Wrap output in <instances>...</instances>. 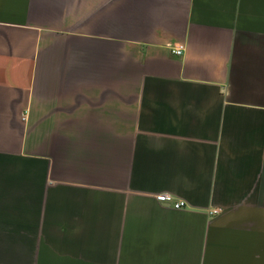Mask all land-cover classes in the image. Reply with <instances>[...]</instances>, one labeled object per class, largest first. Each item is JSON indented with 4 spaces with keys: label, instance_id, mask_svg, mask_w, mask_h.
Wrapping results in <instances>:
<instances>
[{
    "label": "crops",
    "instance_id": "obj_1",
    "mask_svg": "<svg viewBox=\"0 0 264 264\" xmlns=\"http://www.w3.org/2000/svg\"><path fill=\"white\" fill-rule=\"evenodd\" d=\"M0 264H264V0H0Z\"/></svg>",
    "mask_w": 264,
    "mask_h": 264
},
{
    "label": "built area",
    "instance_id": "obj_2",
    "mask_svg": "<svg viewBox=\"0 0 264 264\" xmlns=\"http://www.w3.org/2000/svg\"><path fill=\"white\" fill-rule=\"evenodd\" d=\"M184 45L180 44L173 48V53L180 55L183 53ZM154 199L161 205H169L174 209H180L185 206V202L181 199H175L172 194L168 192H160L154 195ZM220 209H214L211 213H217Z\"/></svg>",
    "mask_w": 264,
    "mask_h": 264
}]
</instances>
